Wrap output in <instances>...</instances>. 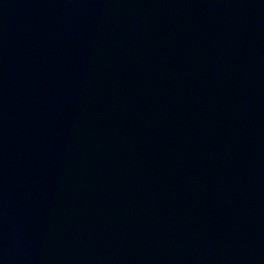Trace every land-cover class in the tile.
I'll return each mask as SVG.
<instances>
[{
	"label": "water",
	"instance_id": "95a60500",
	"mask_svg": "<svg viewBox=\"0 0 264 264\" xmlns=\"http://www.w3.org/2000/svg\"><path fill=\"white\" fill-rule=\"evenodd\" d=\"M0 264H264V0H0Z\"/></svg>",
	"mask_w": 264,
	"mask_h": 264
}]
</instances>
